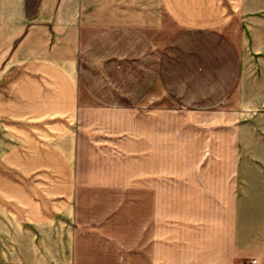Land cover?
Listing matches in <instances>:
<instances>
[{
    "label": "crops",
    "instance_id": "obj_1",
    "mask_svg": "<svg viewBox=\"0 0 264 264\" xmlns=\"http://www.w3.org/2000/svg\"><path fill=\"white\" fill-rule=\"evenodd\" d=\"M0 73V264H264V0H0Z\"/></svg>",
    "mask_w": 264,
    "mask_h": 264
},
{
    "label": "built area",
    "instance_id": "obj_2",
    "mask_svg": "<svg viewBox=\"0 0 264 264\" xmlns=\"http://www.w3.org/2000/svg\"><path fill=\"white\" fill-rule=\"evenodd\" d=\"M245 264H256V263H255L254 260H251V259H250V260H247V261L245 262Z\"/></svg>",
    "mask_w": 264,
    "mask_h": 264
},
{
    "label": "rangeland",
    "instance_id": "obj_3",
    "mask_svg": "<svg viewBox=\"0 0 264 264\" xmlns=\"http://www.w3.org/2000/svg\"><path fill=\"white\" fill-rule=\"evenodd\" d=\"M1 74V73H0ZM174 107H175V105L174 104H172ZM0 221H6L4 218H3V214L0 212Z\"/></svg>",
    "mask_w": 264,
    "mask_h": 264
},
{
    "label": "bare ground",
    "instance_id": "obj_4",
    "mask_svg": "<svg viewBox=\"0 0 264 264\" xmlns=\"http://www.w3.org/2000/svg\"><path fill=\"white\" fill-rule=\"evenodd\" d=\"M190 114V113H189Z\"/></svg>",
    "mask_w": 264,
    "mask_h": 264
}]
</instances>
